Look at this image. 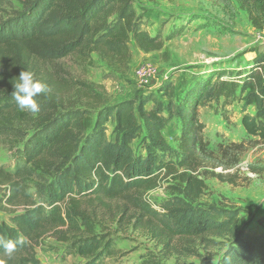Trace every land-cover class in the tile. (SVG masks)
<instances>
[{
	"label": "trees",
	"instance_id": "16d2710c",
	"mask_svg": "<svg viewBox=\"0 0 264 264\" xmlns=\"http://www.w3.org/2000/svg\"><path fill=\"white\" fill-rule=\"evenodd\" d=\"M235 1L255 29L264 27V0ZM18 2L16 8L0 0V141L10 143L13 157L11 169L0 166V186L6 188L0 236L21 242L11 256L0 249V264H42L36 249L48 234L62 245L60 259L73 255L82 264H103L127 256L118 247L127 228L142 229L154 245L128 264H165L174 254L204 258L198 247H219L215 264H264V215L244 221L241 208L196 203L205 186L203 160L213 154L198 118L202 105L241 103L244 131L264 144V49L251 50L250 62L235 72L197 78L177 98L164 82L158 91L165 101L149 93L111 104L90 85L52 76L39 63L95 55L113 74H125L131 42L144 53L159 51L189 25L180 21L165 35L162 29L151 32L132 0ZM22 70L48 86L35 98L38 113L21 111L11 94ZM75 88L85 105L62 102L61 93ZM172 120L179 126L175 145L163 134ZM211 176L224 181L221 174ZM164 179L169 194L151 201L146 193ZM92 200H115L122 207L106 220L85 208Z\"/></svg>",
	"mask_w": 264,
	"mask_h": 264
},
{
	"label": "rangeland",
	"instance_id": "374dc122",
	"mask_svg": "<svg viewBox=\"0 0 264 264\" xmlns=\"http://www.w3.org/2000/svg\"><path fill=\"white\" fill-rule=\"evenodd\" d=\"M19 8L18 0H10ZM138 13L143 15L148 29L161 30L165 35L173 23L184 21L189 25L185 31L165 43L159 51L144 53L131 42L129 48L132 59L125 74L112 73L95 55L89 61H79L68 56L53 64L39 63L40 68L48 69L52 76L82 81L98 91L108 101L115 103L123 99L152 93L153 99L165 101L158 88L162 83L173 85L175 98L184 86L207 76L210 71L225 70L235 72L244 68L253 56L250 51L264 49V27L255 29L245 10L235 0H132ZM141 65L151 68V75L146 79L136 76L135 70ZM61 100L66 105H85V100L77 88L61 93ZM173 101H175L173 99ZM151 102H147L148 108ZM248 112H252L248 109ZM241 103L222 107L213 101L199 108L198 118L204 124L203 136L212 151V156L203 160L204 190L196 203L220 204L241 208L244 221L250 216L264 215V144L254 142L244 131L240 119ZM94 115L92 116V120ZM178 123L169 122L163 134L167 142L175 145L173 136L178 133ZM113 126L108 124L107 137L113 138ZM139 140L132 142L136 148ZM241 143L240 147L230 145ZM20 147V144H16ZM10 143L0 141V166L11 169L13 163ZM228 153L224 154L223 150ZM226 155V156H225ZM202 170V171H203ZM221 174L224 181L211 176ZM168 180L146 193L151 201H160L169 193L166 190ZM32 180L26 179V185L32 190ZM0 186V194L5 192ZM103 205V206H102ZM102 205L97 200L85 204V208L100 217L109 219L110 214L120 211L122 203L104 200ZM14 208V207H11ZM0 218L6 214L0 212ZM255 223H253V226ZM252 226V227H253ZM62 245L51 235H45L36 249L42 264H82L85 260L69 255L59 258ZM118 247L127 256L103 264L126 263L135 260L139 253L154 249L142 229L127 228L122 233ZM204 258L174 254L166 259L165 264H215L220 256L219 247L199 248ZM209 261V262H207Z\"/></svg>",
	"mask_w": 264,
	"mask_h": 264
},
{
	"label": "clouds",
	"instance_id": "9594fccd",
	"mask_svg": "<svg viewBox=\"0 0 264 264\" xmlns=\"http://www.w3.org/2000/svg\"><path fill=\"white\" fill-rule=\"evenodd\" d=\"M13 87L14 90L11 94L21 111L30 113H38L40 111V105L35 98L47 91L48 86L45 82L35 79L31 71L22 70ZM20 242L19 238L13 241L0 236V249H3L8 256H11Z\"/></svg>",
	"mask_w": 264,
	"mask_h": 264
},
{
	"label": "built area",
	"instance_id": "2783aa9c",
	"mask_svg": "<svg viewBox=\"0 0 264 264\" xmlns=\"http://www.w3.org/2000/svg\"><path fill=\"white\" fill-rule=\"evenodd\" d=\"M135 74L137 77H139L141 79H146V78L150 77V75L152 74L151 68L149 66H146V65H141V66L136 68Z\"/></svg>",
	"mask_w": 264,
	"mask_h": 264
}]
</instances>
